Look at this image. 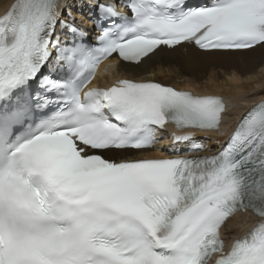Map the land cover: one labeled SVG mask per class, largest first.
I'll return each instance as SVG.
<instances>
[{
  "label": "snow or ice",
  "instance_id": "1",
  "mask_svg": "<svg viewBox=\"0 0 264 264\" xmlns=\"http://www.w3.org/2000/svg\"><path fill=\"white\" fill-rule=\"evenodd\" d=\"M117 6L94 0L95 44L67 0L0 16V264H264V101L191 155L222 135L223 98L142 76L264 49V0ZM104 62L130 76L100 84ZM241 214L256 223L225 249Z\"/></svg>",
  "mask_w": 264,
  "mask_h": 264
},
{
  "label": "bare ground",
  "instance_id": "2",
  "mask_svg": "<svg viewBox=\"0 0 264 264\" xmlns=\"http://www.w3.org/2000/svg\"><path fill=\"white\" fill-rule=\"evenodd\" d=\"M13 0H0V11H4ZM71 5L68 11H71L72 16L75 18L83 19L86 23L91 24V21L96 16L92 12V6L85 9L82 7L81 0H67ZM193 4L206 2V0H191ZM119 7L124 3V0H116ZM93 5V4H92ZM84 15L83 12H86ZM86 16L90 17L87 19ZM89 20V21H88ZM78 26V24H76ZM79 27V26H78ZM81 28V27H79ZM87 30V29H86ZM88 31V30H87ZM89 37L92 41L95 40L94 32H89ZM172 58L164 56L154 65L147 68L142 72L145 79H155L163 84L172 85L179 90L189 89L186 86L191 85L197 91V94L203 95H225L229 100V109L231 114L225 117V121L230 122L235 116L243 113L241 104L254 105L264 100V49H258L250 53L247 57L237 59L233 62L225 61H206L194 66H184L183 73L174 63H170ZM120 76H130L124 72H120ZM153 77V78H152ZM232 77H236L235 80ZM139 78V77H137ZM263 93V94H262ZM169 137L164 139L168 142ZM205 145L204 150L199 153H191V155L202 156L208 152L212 143L219 144V139L206 141L202 138L196 139ZM215 141V142H214ZM162 143V144H163ZM170 147V141L165 146H161L164 154L168 155L167 149ZM214 150V149H213ZM250 216L239 217L242 226ZM238 220V219H237ZM236 225V224H235ZM234 225L227 223L224 230L235 229ZM237 226V225H236ZM232 234L235 231L232 230Z\"/></svg>",
  "mask_w": 264,
  "mask_h": 264
},
{
  "label": "rangeland",
  "instance_id": "3",
  "mask_svg": "<svg viewBox=\"0 0 264 264\" xmlns=\"http://www.w3.org/2000/svg\"><path fill=\"white\" fill-rule=\"evenodd\" d=\"M101 2H106V0H101ZM93 3H94V0H81L80 4H82V7L87 9L88 7H91ZM87 13H88L87 10H86V12L85 11L83 12L84 15H87ZM86 18H88V17L86 16ZM77 19H78L77 17L74 18L76 24L80 23V24H78V26L80 25L83 29H87V30L90 28L91 24H88L83 20H79V19L77 20ZM215 146H217V145H215V143H212V145L209 148L214 149Z\"/></svg>",
  "mask_w": 264,
  "mask_h": 264
}]
</instances>
